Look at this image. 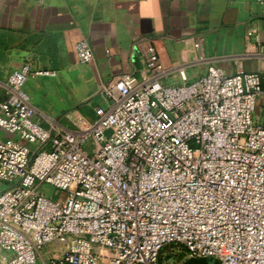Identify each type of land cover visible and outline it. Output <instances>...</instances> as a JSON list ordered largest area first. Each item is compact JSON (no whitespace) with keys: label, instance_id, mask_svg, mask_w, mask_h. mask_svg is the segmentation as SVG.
I'll return each instance as SVG.
<instances>
[{"label":"built area","instance_id":"2783aa9c","mask_svg":"<svg viewBox=\"0 0 264 264\" xmlns=\"http://www.w3.org/2000/svg\"><path fill=\"white\" fill-rule=\"evenodd\" d=\"M75 52L94 60L85 40ZM178 73L177 86L115 79L103 88L108 108L65 132L42 126L24 91L30 76L56 72L25 64L10 75L0 264H37L53 243L60 249L43 264H264V74ZM42 184L67 198L48 199Z\"/></svg>","mask_w":264,"mask_h":264},{"label":"crops","instance_id":"0c3cea01","mask_svg":"<svg viewBox=\"0 0 264 264\" xmlns=\"http://www.w3.org/2000/svg\"><path fill=\"white\" fill-rule=\"evenodd\" d=\"M81 40L91 63L77 58ZM25 64L56 72L24 85L37 121L70 131L108 108L103 88L123 75L168 86L182 84L180 68L188 82L210 67L263 75L264 0H0V103ZM0 138L14 136L0 128Z\"/></svg>","mask_w":264,"mask_h":264},{"label":"rangeland","instance_id":"374dc122","mask_svg":"<svg viewBox=\"0 0 264 264\" xmlns=\"http://www.w3.org/2000/svg\"><path fill=\"white\" fill-rule=\"evenodd\" d=\"M107 104V103H106ZM103 104L104 107H106L107 105ZM257 111H259V108L257 109ZM258 114L255 113L254 115V119L256 120ZM264 121V118L262 120V122ZM32 150H37L38 146L37 144H29L28 145ZM91 147V143H89V148ZM8 187H10L9 184L6 183H0V192H2L3 190L7 189ZM38 192L40 194L45 195V197H47L48 199H52V200H57V199H66L67 195L65 192L54 188L51 185L48 184H42L39 188H38ZM60 249V246L57 245L56 243L53 244H48L46 245L42 250H41V254H39V260L37 262V264H43V258H45L47 261H49L51 259V257L58 252Z\"/></svg>","mask_w":264,"mask_h":264},{"label":"water","instance_id":"95a60500","mask_svg":"<svg viewBox=\"0 0 264 264\" xmlns=\"http://www.w3.org/2000/svg\"><path fill=\"white\" fill-rule=\"evenodd\" d=\"M184 264H220L218 261H214L209 258H192L185 261Z\"/></svg>","mask_w":264,"mask_h":264}]
</instances>
